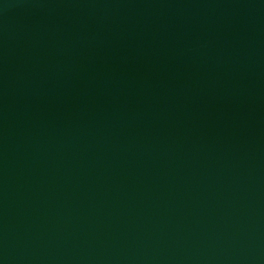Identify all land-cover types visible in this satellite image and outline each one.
Here are the masks:
<instances>
[{
  "label": "water",
  "instance_id": "95a60500",
  "mask_svg": "<svg viewBox=\"0 0 264 264\" xmlns=\"http://www.w3.org/2000/svg\"><path fill=\"white\" fill-rule=\"evenodd\" d=\"M0 264H264V0H0Z\"/></svg>",
  "mask_w": 264,
  "mask_h": 264
}]
</instances>
